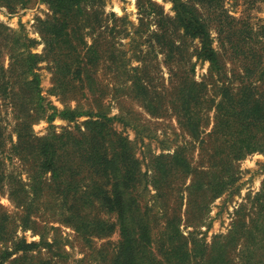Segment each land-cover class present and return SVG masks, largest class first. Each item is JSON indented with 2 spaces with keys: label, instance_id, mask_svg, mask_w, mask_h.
<instances>
[{
  "label": "trees",
  "instance_id": "trees-1",
  "mask_svg": "<svg viewBox=\"0 0 264 264\" xmlns=\"http://www.w3.org/2000/svg\"><path fill=\"white\" fill-rule=\"evenodd\" d=\"M39 1L51 12V17L39 20L37 26L46 53H51V58L55 55L64 57L54 60L55 69L66 73L56 80V86L62 88L75 81L83 82L80 74L92 68L100 57L97 45L93 42L87 46L83 34L92 25L87 5L97 0ZM169 1L174 16L166 20L168 26L164 25L160 35L154 32L161 45L167 47L169 58L181 54L182 45H177L174 40L180 31L183 38L199 41L198 58L208 61L212 68L220 69V55L212 47L208 24L200 9L208 6L215 14L217 11L224 14L222 0ZM27 2L0 0V6L11 13ZM226 19L230 23L235 21V18ZM161 21L165 24V19L161 18ZM245 21L241 19L240 28H229L224 32L235 38V49L243 53L248 47L247 37L264 45V25L256 28L246 25L245 28ZM1 36L8 66L4 68L0 64V97L9 101L15 113L16 141L9 152L23 163L27 182H22L18 175L7 174L0 156V189L13 180L9 195L22 207L19 227L37 234L39 241L27 243L24 238L15 237L10 229L11 217L0 209V264H51L50 259L42 258L39 253L41 248L51 247L45 239V231L54 216H59L57 221L85 237H101L118 228L120 238L110 264H264V181L261 190L251 201L249 199L250 205L242 204L235 211L228 234L215 238L209 248L191 233L184 236L175 214L158 226L152 214L155 206L141 205L143 190L147 192L149 188L155 192L150 198L155 201L161 198V204L166 202V190L179 176L193 177L187 187L188 203L202 192L206 195L203 202L207 204L232 185L236 162L255 152L264 154V92H258L256 86L257 82L263 81L259 73L262 63L259 51L252 53L253 57L246 56L238 87L222 85L220 88L221 100L216 104L214 128L210 134V137L217 133L224 138L223 145L214 153L219 156L216 162L206 170L197 171L184 148L179 147L172 154L154 156L152 172L148 175V170L144 173L141 170L133 142L112 127L116 118L108 117L100 109L97 112H83L77 108L58 112L54 109L46 118L49 123L56 116L68 121L85 116L83 129L67 127L57 133L51 126L46 135L36 136L32 125L44 118L48 110L41 96L37 73L38 64L45 59L32 52L35 42L22 30L13 31L0 24V43ZM72 74L74 76L69 79ZM91 83L87 78L88 86ZM134 86L142 93L147 91L140 78ZM204 87L203 83L185 78L176 89L171 104L180 124L194 138L202 131V117L196 107L203 97ZM5 146L6 137L0 126V155ZM33 204H58V214L54 212L42 219L36 214L38 206L34 208ZM189 206L196 212L202 210L196 204ZM166 209L165 205L157 212L163 211L160 213L165 218ZM101 211L113 215L115 222L99 217L96 212ZM41 212L46 213L40 208ZM34 251H37L36 255L31 254Z\"/></svg>",
  "mask_w": 264,
  "mask_h": 264
},
{
  "label": "rangeland",
  "instance_id": "rangeland-1",
  "mask_svg": "<svg viewBox=\"0 0 264 264\" xmlns=\"http://www.w3.org/2000/svg\"><path fill=\"white\" fill-rule=\"evenodd\" d=\"M224 14L215 12L208 6L201 10L202 18L208 24L212 39V47L219 53L221 67L215 69L208 61L198 58V40L182 37L177 31L174 36L176 44L182 45L181 54L176 58H169L167 47L155 38L154 32L159 35L168 26L166 20L173 18L174 11L169 0H97L87 5L91 12L92 25L86 28L84 40L87 46L93 44L98 47L100 57L89 68L80 74L83 82L75 81L73 85L58 88L56 80L65 76L63 70H56L55 59H64L63 55L46 53L43 40L38 33L39 20L51 17L48 6L39 0H28L24 6H18L9 13L0 6V24L13 31L22 30L33 40L32 52L43 55L44 59L38 64L37 73L40 78L41 96L48 107L44 118L38 119L32 125L33 133L42 137L49 127L56 132L62 128L74 129L78 126L83 129V122L87 119L80 116L74 121L65 120L56 116L52 122L47 121L54 109L60 112L66 108L86 112L104 111L108 117H115L112 127L126 136L134 145V151L141 163L142 172L148 170L151 174L152 159L159 154H172L181 147L185 150L191 165L197 170L206 168L215 163L219 156L215 151L223 145L224 138L220 134L210 137L214 128L216 104L221 100V86L234 88L240 84L243 62L246 56L253 57L252 53L261 55V69L263 81L256 83L258 92H264V52L261 43L246 38L247 46L244 53L235 49V38L224 33L227 29L240 28L241 19H246V25H264V2L257 0H222ZM220 15V16H218ZM226 17L235 18L230 23ZM161 18L165 19V24ZM160 27L162 29H160ZM244 28V29H245ZM219 32L221 34H219ZM245 35V33H244ZM242 38V37H240ZM254 39V38H253ZM3 38L0 43V64L7 68L8 55L3 49ZM246 45V44H245ZM252 48V49H251ZM251 52V53H249ZM71 55H73L71 53ZM57 56V57H56ZM73 57H76L73 55ZM258 73V74H259ZM74 74L68 78H72ZM77 76V75H76ZM87 78L92 82L87 84ZM140 78L147 87L146 93L140 92L134 82ZM185 78L193 79L198 84L203 83V97L199 100L196 112L202 117V131L199 137L194 138L183 127L174 109L172 101L179 84ZM15 113L7 99L0 97V126L6 137V146L0 156L7 174L19 176L22 182H27L24 165L9 150L16 141L13 130ZM232 185L218 198L204 203L206 195L198 192L188 203V190L192 176H179L173 179V185L166 190V202L150 198L155 192L152 188L143 190L142 207L154 205L152 214L158 226L172 216L179 217L180 229L184 236L193 234L204 246H209L218 236L228 234L232 227L235 211L242 205H250V201L261 190L264 181V154L255 152L236 162ZM231 173L228 174V176ZM13 180H9L0 189V209L11 217L10 229L17 238H24L27 243L38 242L39 236L30 230L22 231L20 218L22 210L17 201L11 200L10 188ZM250 199V201H249ZM155 201V202H154ZM148 203V204H145ZM189 204H196L202 208L196 212ZM22 205V204H20ZM27 205V204H23ZM38 206L36 214L45 219L51 214H58V204H33ZM166 205L165 218L157 212L158 208ZM60 206V205H59ZM46 213H39V210ZM52 211V212H51ZM95 210L92 211L94 213ZM48 213V214H47ZM102 219L115 222L113 215L96 212ZM41 218V217H39ZM51 223L46 228L45 239L51 244L50 248H41L40 256L50 259L51 264H110L115 246L119 240V230L115 228L110 234L101 237H85L75 230L57 221L60 217H51ZM12 225V228H11ZM37 251L31 254L36 255Z\"/></svg>",
  "mask_w": 264,
  "mask_h": 264
}]
</instances>
